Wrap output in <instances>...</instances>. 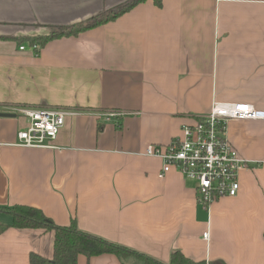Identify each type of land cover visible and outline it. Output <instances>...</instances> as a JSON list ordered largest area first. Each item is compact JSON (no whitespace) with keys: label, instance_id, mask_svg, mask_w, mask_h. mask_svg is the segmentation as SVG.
<instances>
[{"label":"crops","instance_id":"crops-1","mask_svg":"<svg viewBox=\"0 0 264 264\" xmlns=\"http://www.w3.org/2000/svg\"><path fill=\"white\" fill-rule=\"evenodd\" d=\"M126 0H0V208L40 209L55 224L167 262L264 264V120L226 122L249 165L235 196L199 204L192 181L144 154L166 146L213 101L264 110V0H145L116 19L46 42L28 36L83 22ZM24 45L20 50L19 46ZM68 115L49 147L15 145V107ZM121 115L105 120V114ZM0 210V264L52 255L53 232L10 226ZM206 234V236L204 235ZM136 259V260H135ZM77 264H143L80 255Z\"/></svg>","mask_w":264,"mask_h":264},{"label":"built area","instance_id":"built-area-1","mask_svg":"<svg viewBox=\"0 0 264 264\" xmlns=\"http://www.w3.org/2000/svg\"><path fill=\"white\" fill-rule=\"evenodd\" d=\"M30 48L35 53L38 46L30 44ZM19 49L23 50L24 45ZM14 109L27 118L26 127L17 132L15 145L27 148L51 146L66 116L76 114L59 107L17 106ZM119 115V111L107 112L105 120ZM244 119L264 120V110L254 109L247 103L213 101L208 113L181 126L176 139L166 146L148 145L144 154L161 159L159 177L176 169L185 180L192 181L197 202L208 208L219 197L235 196L239 189L238 174L249 167L225 136L228 120Z\"/></svg>","mask_w":264,"mask_h":264},{"label":"trees","instance_id":"trees-1","mask_svg":"<svg viewBox=\"0 0 264 264\" xmlns=\"http://www.w3.org/2000/svg\"><path fill=\"white\" fill-rule=\"evenodd\" d=\"M144 1L126 0L122 4L106 12L97 14L86 21L53 28L47 34L33 35L22 39L28 40L31 45H37L38 49L35 50V54H38L40 47L46 42L61 37L74 36L87 29L112 21ZM152 1L157 6L161 5V0ZM0 210L8 212L11 215V227L18 229L41 228L45 231L53 232L54 237L50 259H46L36 252H30L28 255L29 264H77L80 255L89 259L92 256L101 254H113L119 259L135 257L142 261L143 264H206L204 260H193L179 250L172 251L168 261L162 262L128 246L80 230L75 220H72L68 225L55 224L40 209L32 206L14 205L10 208H0Z\"/></svg>","mask_w":264,"mask_h":264},{"label":"rangeland","instance_id":"rangeland-1","mask_svg":"<svg viewBox=\"0 0 264 264\" xmlns=\"http://www.w3.org/2000/svg\"><path fill=\"white\" fill-rule=\"evenodd\" d=\"M105 14V13H104ZM136 260V259H135Z\"/></svg>","mask_w":264,"mask_h":264}]
</instances>
